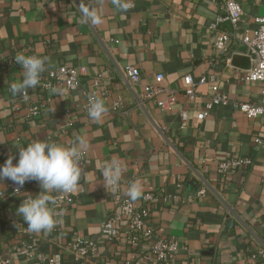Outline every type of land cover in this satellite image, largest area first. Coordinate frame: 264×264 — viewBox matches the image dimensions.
<instances>
[{"label": "crops", "instance_id": "0c3cea01", "mask_svg": "<svg viewBox=\"0 0 264 264\" xmlns=\"http://www.w3.org/2000/svg\"><path fill=\"white\" fill-rule=\"evenodd\" d=\"M236 1L243 16L234 29L217 22L224 13L210 0H126V12L113 0H0V166L10 156L15 165L20 148L37 139L68 147L83 135L89 145L73 204L55 217L58 223L49 233L28 232L17 214L26 197L42 192L40 183L26 181L14 195L8 188L12 181L0 180V264H24L15 250L33 240L41 252L52 254L63 252L69 240L97 239L89 264H124L142 256L145 243H111L100 236L117 198L129 199L131 181L140 188L131 201L136 207L141 195L154 197L149 223L156 238L178 243L175 264H264L257 256L264 251V148L253 145L254 138L264 137V120L219 107L198 121L202 105L187 104L182 93L170 112L143 100L146 86L179 90L189 75L196 83L205 79L197 86L200 95L217 86L232 101L261 102L263 85L243 81L250 61L241 40L256 29L253 19L264 17V0ZM86 14L99 23L86 20ZM220 33L233 34L224 55L213 49ZM20 54L46 58V69L83 67L86 74L76 92L53 96L31 118L27 109L44 102L42 90L29 89L26 101L9 91L23 78L19 66L8 64ZM126 67L139 70L137 84L125 81ZM158 74L164 77L160 84ZM92 92L106 106L99 121L83 110ZM181 110L188 112L184 127ZM228 157L252 164L219 176L217 164ZM111 159L123 169L116 191L105 187L101 175Z\"/></svg>", "mask_w": 264, "mask_h": 264}, {"label": "built area", "instance_id": "2783aa9c", "mask_svg": "<svg viewBox=\"0 0 264 264\" xmlns=\"http://www.w3.org/2000/svg\"><path fill=\"white\" fill-rule=\"evenodd\" d=\"M210 1L221 4L224 16L217 19V22H228L236 29L243 16L240 4L236 0ZM253 21L256 29L251 36H244L241 40L246 47V53L250 61V67L245 71L243 81L263 85L260 103L232 101L217 86H212L209 94L200 95L197 92V86L204 84L205 79L201 78L196 83L189 75L182 78V85L179 90L161 86H146L143 89V100L152 101L161 111L170 112L177 105L176 95L182 93L187 104L193 107H197L199 104L202 105V109L196 112L198 121H203L219 107H231L249 120L257 118L264 120V17H256ZM232 38L233 34L220 33L213 44L214 51L219 55L226 54ZM8 64L19 66L22 70L21 66L16 64L14 58H11ZM85 74L86 70L83 67L60 66L56 69H46L42 73L40 85L37 87L44 93V102L39 105H31L27 109L28 116L31 118L37 117L41 107L57 95L51 92L52 87L62 88L63 91L76 92L81 86V78ZM123 77L127 84L134 85L138 83L140 73L135 67H126L123 71ZM163 78V75L158 74L155 76V82L160 84ZM91 95L98 97L95 92L88 94L83 107L85 113H87L88 100ZM21 99L22 101L27 100L22 97ZM118 108L119 102L114 103L113 109L117 110ZM11 109L17 110L18 108L15 105ZM178 114L181 126L184 127L188 119V112L181 110ZM253 145L256 149H263L264 137L254 138ZM85 162L86 155L84 153L79 167L82 168ZM251 164L252 161L248 158L228 157L218 162L217 174L225 177L233 172L249 168ZM8 188L14 195L22 193V187L13 182L8 185ZM198 194L199 196L203 195L204 190H200ZM51 197L53 202L50 207L54 217L60 216V213L66 207L73 204L71 193L54 192ZM28 198L30 197L25 199ZM153 201L154 197L152 195L143 194L140 197L141 206L136 207L129 199L118 197L114 211L100 225V236L111 243L124 239L132 246L140 243H145L148 246V251L145 254L128 259L124 264H175L176 253L179 249L178 243L173 239L156 238L155 230L149 223ZM96 242L97 239L76 238L65 243L63 252L46 254L38 249L36 242L33 240L30 244L19 246L15 252L16 255L23 258L24 264H89L90 258L95 255L97 250ZM257 256L264 259V251H260ZM3 264H9V261L5 260Z\"/></svg>", "mask_w": 264, "mask_h": 264}, {"label": "clouds", "instance_id": "9594fccd", "mask_svg": "<svg viewBox=\"0 0 264 264\" xmlns=\"http://www.w3.org/2000/svg\"><path fill=\"white\" fill-rule=\"evenodd\" d=\"M117 8L126 12L129 3L126 0H113ZM85 19L92 23H99L95 16L85 15ZM16 64L22 68L23 78L19 82L11 83L9 91L13 96L28 98L29 89L35 90L41 82V75L46 70V58L36 55H17ZM53 94H62L63 89L52 87ZM106 112L104 101L95 96H89L87 114L95 121H99ZM88 141L83 135H77L71 146H64L48 140H35L19 150L18 162L14 165V156H10L4 165L0 166V180L9 179L19 187L26 181H38L42 192L23 200L17 209L31 233H49L58 221L54 217L50 204L53 202L50 193H72L81 186V169L79 167L84 152L88 149ZM123 169L117 159L107 161L101 175L105 187L110 186L116 191L120 186ZM126 196L135 201L140 196V188L136 181L128 185Z\"/></svg>", "mask_w": 264, "mask_h": 264}, {"label": "water", "instance_id": "95a60500", "mask_svg": "<svg viewBox=\"0 0 264 264\" xmlns=\"http://www.w3.org/2000/svg\"><path fill=\"white\" fill-rule=\"evenodd\" d=\"M229 224H230V222H229Z\"/></svg>", "mask_w": 264, "mask_h": 264}]
</instances>
